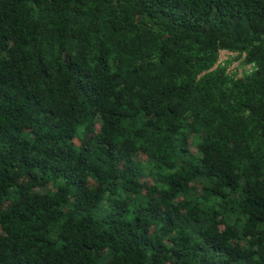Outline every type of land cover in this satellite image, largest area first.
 Here are the masks:
<instances>
[{
	"label": "trees",
	"instance_id": "obj_1",
	"mask_svg": "<svg viewBox=\"0 0 264 264\" xmlns=\"http://www.w3.org/2000/svg\"><path fill=\"white\" fill-rule=\"evenodd\" d=\"M0 264H264V0H0Z\"/></svg>",
	"mask_w": 264,
	"mask_h": 264
},
{
	"label": "rangeland",
	"instance_id": "obj_2",
	"mask_svg": "<svg viewBox=\"0 0 264 264\" xmlns=\"http://www.w3.org/2000/svg\"><path fill=\"white\" fill-rule=\"evenodd\" d=\"M226 57H227L226 52H221V53H220V60H225ZM233 66H236V64L234 63Z\"/></svg>",
	"mask_w": 264,
	"mask_h": 264
},
{
	"label": "built area",
	"instance_id": "obj_3",
	"mask_svg": "<svg viewBox=\"0 0 264 264\" xmlns=\"http://www.w3.org/2000/svg\"><path fill=\"white\" fill-rule=\"evenodd\" d=\"M228 55V53H226Z\"/></svg>",
	"mask_w": 264,
	"mask_h": 264
}]
</instances>
